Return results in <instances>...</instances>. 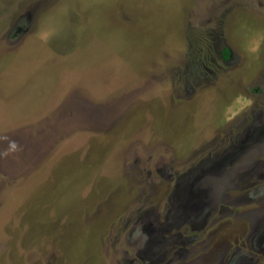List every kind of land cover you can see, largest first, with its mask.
I'll use <instances>...</instances> for the list:
<instances>
[{
	"label": "rangeland",
	"instance_id": "1",
	"mask_svg": "<svg viewBox=\"0 0 264 264\" xmlns=\"http://www.w3.org/2000/svg\"><path fill=\"white\" fill-rule=\"evenodd\" d=\"M0 264H264V0H0Z\"/></svg>",
	"mask_w": 264,
	"mask_h": 264
}]
</instances>
